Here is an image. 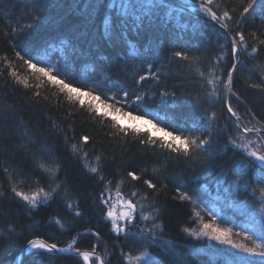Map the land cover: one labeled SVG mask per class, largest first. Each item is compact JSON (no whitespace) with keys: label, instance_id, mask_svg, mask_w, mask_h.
Instances as JSON below:
<instances>
[{"label":"trees","instance_id":"16d2710c","mask_svg":"<svg viewBox=\"0 0 264 264\" xmlns=\"http://www.w3.org/2000/svg\"><path fill=\"white\" fill-rule=\"evenodd\" d=\"M173 1L180 4L187 2L188 6L192 4V0ZM42 2L49 5L45 13L46 19L27 38V42L33 45V55L39 54L48 45L56 46V48L63 46L62 56L57 55L56 50V53L52 54L53 57L56 55L54 63L64 58L69 59L70 63L75 64L77 78L89 87L92 86L89 81H92V84H100L98 91L107 92L111 89L112 92L120 95L118 90L112 87V81L118 80L130 92L135 90L144 95L148 109L162 119L175 118L177 122H183L194 117L198 120L202 109L198 108L190 97L188 105L169 109L160 103V97L157 94L167 89L175 91L177 95L187 96L188 93L196 94L200 88L198 72L202 71L205 65L195 60L172 61L171 57L173 47L177 49L183 47L188 37L193 36L192 25L195 21L191 15L173 11L180 7L168 3L167 8L153 9L158 26L153 30H142L139 35H136L133 27L136 17L148 11L147 7L141 9L139 5H147L148 0H135L138 7L128 18L131 44L121 41L113 47L105 41L103 35L105 19L111 21L115 15L107 9L109 0H105V7L99 10L89 7L92 0H42ZM117 2L127 4L128 0H117ZM32 8L33 6L25 3L24 0H0V190L4 192V195L0 197V231L3 233L0 235V264L13 263L16 253L28 239L38 237L49 243L58 242L59 246L65 247L85 228L98 230L101 240L98 242L95 237L85 234L78 239L79 248L92 249V245L97 244V252L106 257V264H122V249L125 252L132 251L133 254H139L142 250L131 248L125 240L116 238L115 234L110 232V222L102 218L96 201L99 186L95 184V181L86 178L87 174L82 170L80 162L71 155L72 144L83 147L89 152L90 158L93 150L102 146V151L109 157L108 167L116 174L113 184L114 196L115 184L128 170H136L142 173L144 178H152L158 184H167V197L161 193L158 198V206L164 208L158 222L164 229L163 240H170L173 245L170 246V253H165L156 247L147 249L161 261V264H232L234 249L206 239L197 240L187 234L186 229L191 230L196 227L189 215L191 206L187 203L181 204L174 196V185L187 182L188 190L198 187L205 191L211 189L216 192V200L228 207V213L234 220L249 215L248 218L260 224V221L264 219V199L259 193L261 185L252 183L256 179L254 172H250L247 177L251 186L257 188L254 195L241 192L235 198H230L224 190L228 185L224 184L220 187L214 179L222 170L228 172L234 161L240 159L239 154L225 147L229 133L221 129L229 123V115L223 104L217 102L214 109L219 119V129H215L214 126L211 147L207 149L211 161L209 162L207 157L203 158L202 167L193 166L191 161L175 158V154L165 153L158 148L146 150L130 137L125 141L109 136L108 134L113 131L110 118L91 115L79 105L68 101L46 81L37 88L38 81L32 77V70L14 59L12 48L14 38L11 36V31L17 27L18 21L31 19ZM244 28L246 34L256 29L264 30V21L261 20L259 12L254 18H248ZM216 40L217 36L209 32L207 36H197L194 42H199L200 51L204 52L205 56H211L215 54ZM249 43L251 44L252 41L250 40ZM132 47L149 59L154 58L152 71L161 77L158 84L151 79L143 82L142 85L134 82L135 73L144 74L147 71L146 65H139L138 61L128 62L127 72L122 70L123 64L118 54L130 52ZM89 50H91L90 55ZM198 54L194 52L192 56ZM4 56L8 57V61L3 59ZM100 57H106V59L102 60ZM8 62L12 63V68L7 67ZM78 68L81 69L78 70ZM141 68L144 71H141ZM227 68L226 61L223 71L227 72ZM12 70L28 79L30 85L28 89L16 83L15 78L10 75ZM262 71H264V47L258 58L245 57L240 70L235 73L234 89L243 103H238L235 97H232L233 107L237 108L241 114L251 109L258 119L264 115V93L248 89L245 80L250 74L255 80ZM36 91L40 92L39 97L34 96ZM204 107L206 108L207 105ZM61 128L64 129L63 133L60 131ZM26 130L33 138L38 137L49 147L54 145L59 149L57 154L62 158L67 174L75 186L73 191L80 193L81 208L84 212L82 217L73 219L58 202H50L47 207L32 210L29 213L12 196L11 184L3 172L5 164L12 170V182L18 187L29 191L27 184L31 182L20 183L22 175H31L28 172L24 151H22V145L27 143L26 139H22ZM85 134L91 136L87 145L80 140L81 135ZM72 136H75L74 140L71 139ZM145 168L147 172L143 171ZM194 175L201 176L199 184L192 181L191 178ZM235 179V176L229 174V183ZM138 188L143 190L142 182H130L126 179L125 184L121 186V191L128 193ZM75 202L76 199L73 196V203ZM113 210L116 212L122 210L119 201H113ZM53 217H62L65 227L60 229L59 225L50 224L49 221ZM12 228H15L16 232L9 235ZM158 235H160L159 232ZM191 248L194 250L192 251ZM38 260L40 264H83L78 257L68 254H55L49 258V254L38 255L33 252L25 255L23 264H37Z\"/></svg>","mask_w":264,"mask_h":264},{"label":"snow or ice","instance_id":"6c2138e0","mask_svg":"<svg viewBox=\"0 0 264 264\" xmlns=\"http://www.w3.org/2000/svg\"><path fill=\"white\" fill-rule=\"evenodd\" d=\"M24 2L33 6L31 19L18 21L17 27L11 31V36L14 38L12 48L14 59L32 70V77L38 81L37 88L46 81L68 101L79 105L91 115L110 118L113 131L108 135L111 137L125 141L130 137L146 150L158 148L165 153L175 154V158L191 161L193 166L201 167L203 158L207 157L209 162L211 161L207 149L211 147L214 130L219 129V119L214 110L219 102L223 104L229 115V123L221 129L229 133L225 147L239 154L240 159L234 161L228 172L222 170L214 179L220 187L224 184L228 185L224 190L230 198H235L241 192L254 195L257 188L252 187L247 179L249 173L254 172L256 179L252 183L261 185L259 193L264 199V115L258 119L251 109L241 114L232 104V97H235L238 103H243L234 89L235 73L240 70L245 57L258 58L264 47V30L256 29L246 34L244 28L248 18H254L257 12L264 21V0H192L190 9L187 2L180 8L173 9L181 14L186 12L191 15L195 23L192 25L193 36L188 37L187 43L179 49L175 47L171 49L172 61L195 60L205 65L204 69L198 72L200 88L196 94L177 95L175 91L167 89L157 93L160 103L166 108H181L188 105L190 97L196 106L202 109L198 120L193 117L183 122H177L175 118L162 119L153 115V111L148 109L146 97L135 90L130 92L118 80L112 81V87L116 88L120 95L112 92L111 89L100 92L98 91L99 83H93L89 87L77 78L75 64L70 63L69 59L64 58L53 64L45 62L38 54L33 55V45L27 42V38L45 21V13L49 5L42 0H24ZM89 7L99 10L105 7V0H92ZM137 7L135 0H128L127 4L109 0L107 9L115 15L111 21L105 19L103 35L110 46L115 47L121 41L131 44L128 18ZM145 7L148 11L137 16L133 26L136 35H139L142 30H153L158 26L153 9L167 8L168 0H148L147 5H139L141 9ZM117 9L120 11H116ZM209 32L217 36L215 54L205 56L204 52L200 51L199 42L194 41L197 36H207ZM194 52L199 54L192 56ZM88 54H91V50ZM118 55L123 64L122 70L125 72L128 71L130 61H138L139 65H146L147 71L144 74L135 73L133 77L137 85H142L149 79L157 84L160 82L161 77L152 71L154 58L149 59L140 54L135 47H132L130 52ZM3 59L8 61L7 56ZM100 59L103 60L106 57H100ZM226 61L228 68L227 72H224L223 67ZM7 67L12 68V63L8 62ZM133 71L135 72V69ZM141 71H144L143 68ZM10 75L25 89L30 87L28 79L19 76L15 70H12ZM245 84L254 92L264 93V71L255 80L250 74ZM34 96L39 97L40 92L36 91ZM204 105L207 107L205 108ZM69 130L71 131V128ZM60 131L63 133L64 129L61 128ZM22 139L27 140V143L22 145V151H24L28 172L31 175H22L20 183L31 181L27 184L29 191H25L12 182V170L6 164L3 166V172L11 184L10 192L17 203L31 213L32 210L47 207L50 202H58L73 219L82 217L84 212L81 208L80 193L73 191L75 186L67 174L62 158L57 154L59 149L54 145L49 147L38 137L33 138L32 135H28L27 130ZM71 139L74 140L75 136ZM80 140L87 145L91 136L81 135ZM70 151L71 155L80 162L82 170L86 172V178L95 181V184L99 186L96 201L102 218L110 222V232L115 234L116 238L125 240L131 248L142 249L139 254H133L132 251L125 252L122 249V264H161V261L147 249L156 247L165 253H170V246L173 245L172 241L163 240L164 229L158 222L164 211L162 206H158V198L161 193L167 197V184H158L152 178H144L143 174L136 170H128L115 184L114 196L113 184L116 174L114 170L109 169V157L102 151V146L93 150L91 158L89 152L78 144H72ZM143 171L147 172V169ZM229 174L236 177L231 183L228 180ZM221 177H223L222 180ZM208 178L213 179V177ZM126 179L130 182H142L143 190L138 188L135 191L123 193L121 186L125 184ZM191 179L199 184L201 176L194 175ZM174 190V196L181 204L187 203L191 206L189 212L191 221L193 223L199 221L198 229L190 231L186 229L189 236L234 249L232 264H264V219L260 221L258 232L251 228H241L236 231L233 226L223 227L217 223L219 216L214 208L209 207L208 202L201 198L198 187L188 190L187 182H185L175 184ZM3 195L4 192L0 190V197ZM73 196L76 199L75 203H73ZM114 200L120 202L122 210L118 212L113 210ZM209 218L211 222H208ZM62 219V217H53L49 223L59 225V228L63 229L65 225ZM15 232L16 229L12 228L9 235ZM2 234L0 231V235ZM85 234L95 237L98 242L101 240L98 230L85 228L83 232L73 237L66 247H60L58 242L49 243L37 237L27 240V248L34 254H49V258L58 253L71 252L82 257L84 264H106L103 256L97 255V244L92 245L91 253L81 252L78 239ZM241 235L248 243L234 242L233 237ZM16 264H21L19 259ZM37 264H40L39 260Z\"/></svg>","mask_w":264,"mask_h":264},{"label":"rangeland","instance_id":"374dc122","mask_svg":"<svg viewBox=\"0 0 264 264\" xmlns=\"http://www.w3.org/2000/svg\"><path fill=\"white\" fill-rule=\"evenodd\" d=\"M45 60L47 63H50L49 62L50 60L48 61L47 58H45ZM51 63H52V61H51ZM89 84L92 85V81H89ZM153 115L157 116V114H155V113H153ZM124 122L127 123V121H124ZM200 196L202 199H204L208 202L209 207L214 208L215 212L219 216V220L217 221V223L220 224V226H223V227L233 226L236 231H239L241 228H243V229L251 228V229L256 230L258 232V230L260 228V224L256 220L249 219V218L247 219L244 217L239 219V220H234L230 216V214L228 213L229 209L226 205H224V203L217 201V200L209 201L208 199H206L201 194H200ZM208 222H211V218L208 219ZM195 225H196V227L194 229H191V230H195V229L199 228V221H196ZM233 240L235 243H238V244L239 243H248L247 241L243 240V235H241L239 237L234 236Z\"/></svg>","mask_w":264,"mask_h":264},{"label":"bare ground","instance_id":"6f19581e","mask_svg":"<svg viewBox=\"0 0 264 264\" xmlns=\"http://www.w3.org/2000/svg\"><path fill=\"white\" fill-rule=\"evenodd\" d=\"M173 1V0H172ZM174 2H176V1H174ZM169 4H172V3H170V2H168ZM176 3H178V2H176ZM180 4V3H179ZM172 5H174V6H177V5H175V4H172ZM178 7V6H177ZM55 50L57 51V55H61L62 53H64L63 51H64V47L62 46H58V48H56V46H50V45H48V46H46V47H44L43 48V50L38 54L40 57H42L44 60H45V58H47L48 59V61L51 63V61H52V63L56 60V55H55V57H53V55L52 54H55L56 52H55ZM35 55H37V54H35ZM62 56V55H61ZM45 57V58H44ZM50 58V59H49ZM61 58V57H60ZM45 62H46V60H45ZM54 64V63H53ZM90 65V64H89ZM89 65H87V67L89 66ZM83 68V67H82ZM89 68H91L90 66H89ZM81 68H78V70H80ZM100 73V72H99ZM101 75H102V73H100ZM160 118H161V116H160ZM209 190V191H208ZM207 191H205V190H203V189H201V188H199V191H200V194L202 195V196H204L206 199H208L209 201H213V200H216V192H214L213 190H211V189H208ZM218 197H221L222 198V196H219V195H217ZM218 201V200H217ZM248 217H249V215H246V217H244V218H247L248 219ZM249 219H252V218H249ZM84 231V230H83ZM83 231H81V232H83ZM33 238H37V237H33ZM32 238V239H33ZM27 242L23 245V247L22 248H20L19 249V251L16 253V256H15V259L13 260V263H11V264H16V261L19 259V260H22V262H21V264H23V261H24V258H25V255L27 254V253H29V252H31V251H29V249L27 248ZM60 247H64V246H60ZM66 247V246H65ZM205 249H206V251L208 250L206 247H205ZM80 250H81V252H83V251H89L90 253H91V250L92 249H82V248H80ZM191 250L193 251L194 249H192L191 248ZM208 252V251H207ZM219 253H220V251H219ZM58 254H68V255H72V256H75V257H78V256H76V255H74V254H72V253H58ZM97 255H100V256H103L102 254H100L99 252H97ZM81 261H82V257H78ZM103 258H104V260L106 261V257H104L103 256ZM83 262V261H82ZM83 264H84V262H83Z\"/></svg>","mask_w":264,"mask_h":264},{"label":"water","instance_id":"95a60500","mask_svg":"<svg viewBox=\"0 0 264 264\" xmlns=\"http://www.w3.org/2000/svg\"><path fill=\"white\" fill-rule=\"evenodd\" d=\"M168 2H170V3H172V4H175V5H177L178 7H180L182 4H179V3H176V2H174V1H172V0H168ZM188 8H189V6H188ZM190 9V8H189ZM27 246V245H26ZM69 254L71 253V252H68ZM72 254H74V253H72ZM75 255V254H74ZM20 262H22V260H20Z\"/></svg>","mask_w":264,"mask_h":264}]
</instances>
